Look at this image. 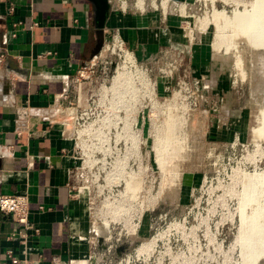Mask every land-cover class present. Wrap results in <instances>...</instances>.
Returning <instances> with one entry per match:
<instances>
[{
  "label": "rangeland",
  "instance_id": "374dc122",
  "mask_svg": "<svg viewBox=\"0 0 264 264\" xmlns=\"http://www.w3.org/2000/svg\"><path fill=\"white\" fill-rule=\"evenodd\" d=\"M242 1L144 0L174 16L181 41L147 59L118 31L137 69L105 50L104 71L100 63L75 79L71 101L77 83L82 99L81 118L69 119L79 156L71 186L86 249L68 264L241 263L243 179L264 172V50L237 39L215 51L210 15ZM119 72L126 78L113 85ZM167 139L175 143L164 148ZM262 253L255 264H264Z\"/></svg>",
  "mask_w": 264,
  "mask_h": 264
},
{
  "label": "crops",
  "instance_id": "0c3cea01",
  "mask_svg": "<svg viewBox=\"0 0 264 264\" xmlns=\"http://www.w3.org/2000/svg\"><path fill=\"white\" fill-rule=\"evenodd\" d=\"M109 2L104 43L118 30L154 59L181 41L174 16ZM95 42L89 0H0V194H26L38 230L25 242L10 238L22 225L0 210V264H14L8 250L25 264H68L85 252L86 221L71 186L79 156L58 109L71 101L77 71L95 58Z\"/></svg>",
  "mask_w": 264,
  "mask_h": 264
},
{
  "label": "bare ground",
  "instance_id": "6f19581e",
  "mask_svg": "<svg viewBox=\"0 0 264 264\" xmlns=\"http://www.w3.org/2000/svg\"><path fill=\"white\" fill-rule=\"evenodd\" d=\"M143 1L138 0V4L141 5ZM242 2H235V6L232 4L235 8L234 10L232 9L233 12L231 14L222 8H213L212 13L210 12L211 19H209L214 26V36L211 45L215 51L223 50L224 53L228 52L231 46L234 47L237 39H242L253 50H264V0ZM239 4H242L241 9H237V5ZM205 22L204 25H206ZM241 54L240 51H236L233 59L234 65L239 71H243ZM129 57L127 59V54L125 55V59L132 65L134 59H132L131 55ZM112 77L113 85L117 84L120 78H126L120 72ZM79 131L83 133L85 130L81 129ZM79 131L78 133L80 134ZM167 135L170 136V132ZM252 136L254 141L257 138H261L260 134H255L254 131L252 132ZM173 140H165L164 148L173 146L175 143ZM169 159L170 157L167 160L169 161ZM239 212L238 241L242 259L240 264H255L257 255L262 252L264 254V172L245 174Z\"/></svg>",
  "mask_w": 264,
  "mask_h": 264
},
{
  "label": "built area",
  "instance_id": "2783aa9c",
  "mask_svg": "<svg viewBox=\"0 0 264 264\" xmlns=\"http://www.w3.org/2000/svg\"><path fill=\"white\" fill-rule=\"evenodd\" d=\"M117 6L121 11H125L128 7V0H116ZM132 3V7L136 10L142 11L144 10L145 3L140 5L138 4V0H130ZM124 42L121 39L120 35L118 34V30H115L111 38L108 42L103 44L102 49L100 50L99 54L91 60L87 65L81 67L76 75L73 78V85L76 81L79 80V77L85 78L88 77L91 73L95 71V67L99 66L101 64V69L104 71L106 69V63H108L107 59H105V56H102V52L105 50H109L111 53H115L118 57H122L124 63L126 62V65L128 64L130 67L136 68V62L134 58V62L131 65L126 59L125 55L128 54L129 51L124 48ZM3 61V55L0 54V65ZM111 63V62H109ZM111 65V64H110ZM112 67V66H111ZM137 69V68H136ZM87 70V72L85 71ZM84 72L88 73L87 76H84ZM77 93L74 97L73 101L68 102V104L64 105L63 107H59L58 112L62 116L63 125L64 127H69V119L72 120L73 125L75 124V121H77V118H81V116H77V111L80 108L81 103V96H80V83H77ZM70 128V127H69ZM71 135L73 137V133L70 130ZM74 138V137H73ZM41 208V207H40ZM0 210L11 214L12 217L17 221L20 225H22V229L19 230L16 233H13L10 238H18L21 240V242L27 241V239L30 237V232L33 234H36L38 230L32 225V223L29 221V200L26 194H0ZM7 257L10 259V261L14 264H25V261L18 259L15 257L10 250L6 252Z\"/></svg>",
  "mask_w": 264,
  "mask_h": 264
},
{
  "label": "water",
  "instance_id": "95a60500",
  "mask_svg": "<svg viewBox=\"0 0 264 264\" xmlns=\"http://www.w3.org/2000/svg\"><path fill=\"white\" fill-rule=\"evenodd\" d=\"M93 4L94 21L96 27V42L93 48V57H96L103 47L105 41L104 28L106 20L109 16L110 2L109 0H89ZM100 238V237H99Z\"/></svg>",
  "mask_w": 264,
  "mask_h": 264
}]
</instances>
